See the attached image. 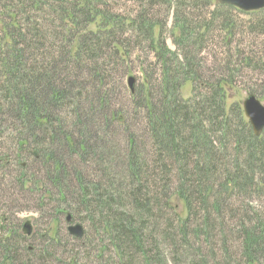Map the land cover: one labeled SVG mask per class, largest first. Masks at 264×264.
Returning a JSON list of instances; mask_svg holds the SVG:
<instances>
[{"label": "trees", "instance_id": "trees-1", "mask_svg": "<svg viewBox=\"0 0 264 264\" xmlns=\"http://www.w3.org/2000/svg\"><path fill=\"white\" fill-rule=\"evenodd\" d=\"M114 1L0 4V130L5 118L17 123L21 167L29 158L44 167L66 219L85 218L108 242L107 264H264V202L254 205L264 200V132L254 134L235 100L236 81L254 69L241 42L233 48L242 32L233 13H245L215 0ZM218 29L226 51L214 54ZM134 58L143 83L128 98L144 112L141 131L100 87L127 76ZM0 228V264H31L21 255L35 248L22 244L35 230ZM51 230L41 239L55 249ZM46 255L39 249L40 264Z\"/></svg>", "mask_w": 264, "mask_h": 264}, {"label": "rangeland", "instance_id": "rangeland-1", "mask_svg": "<svg viewBox=\"0 0 264 264\" xmlns=\"http://www.w3.org/2000/svg\"><path fill=\"white\" fill-rule=\"evenodd\" d=\"M3 0H0V4ZM113 3L123 4L120 0H115ZM129 13L133 10L131 6H127ZM203 17L209 16V11L205 10L200 13ZM233 21L236 24L242 26V32L237 33V36H234L233 48L236 49L237 45H243L247 56L254 61L253 70H246L243 74L242 79L236 81V90L235 91V100L243 105L248 98L251 96L256 97L262 105L264 106V29L261 31V28H258L255 23L262 20L264 23V14L263 15H246L239 14L237 12L233 13ZM1 35V34H0ZM167 44L171 49H175L173 42L170 39L168 34ZM215 41H209L207 43V51H210L214 54L221 51H226L224 46L225 33L220 29L216 32ZM227 46V45H226ZM241 47V46H240ZM238 49V48H237ZM231 54H234L233 51ZM143 55V54H142ZM204 56V55H203ZM145 57V55H143ZM211 63V62H210ZM150 64H147V68ZM212 66L213 63L209 64ZM155 73L153 74V81L155 83L156 76L158 77L161 74L159 65H154ZM151 73V72H150ZM117 74V73H116ZM218 74L214 76L217 77ZM134 77L136 79V88L137 90L141 89L143 83V73L140 69L139 63L136 58L132 62V70L127 76L119 77V81L115 77L111 80L108 86L104 87V96H107L109 92V97L107 96V106L114 108L117 111L129 110V116L131 124L127 121V118H124L127 121V127H135L138 131H141L145 128V118L144 112L142 110L136 111L133 108L130 97V89L128 86V79ZM121 79L124 80V85L121 83ZM156 84V83H155ZM126 88V89H125ZM158 87H153L157 89ZM191 95V84H187L183 88V96L189 97ZM234 101V102H236ZM67 110V109H65ZM12 120V119H11ZM4 127L0 130V155L7 156L8 160L11 161L9 167L3 171L0 170V179L4 182V187L0 189V227L4 226H15L20 229L26 221H30L32 227L36 232V236L33 238H26L23 240V250L26 247H34L35 253L32 256L21 255L23 261H29L31 264H40L36 259L39 249L45 250L47 257L51 255V258H48L49 262L47 264H60L58 261L62 260L66 264H107L111 263L113 258V251L103 250L104 245H108L106 239L100 238L96 231L91 228V225L85 218L76 219V223L81 224L85 231L88 232L81 241H77L71 237L68 233V223L66 222V215L68 213L66 205L61 203V195L59 189L52 185L45 173L44 167L38 163H33L32 159L29 158V165L22 166L21 163H26L28 160H19L17 156V148L19 147V137L17 135V127L15 126V121H10L9 118H5ZM17 124V123H16ZM147 138V136H146ZM148 139V138H147ZM147 141L144 139L143 145ZM149 147V144L148 146ZM24 176L25 180L28 181L26 187L20 186V179ZM93 179V177H92ZM74 187V184H73ZM76 189L74 188L73 191ZM76 193V191L74 192ZM257 204L263 203L264 200H259L256 198ZM4 219V223L1 220ZM52 229L53 236L58 239V245H55L56 248L52 249L47 243L43 242L41 236L47 234L48 230ZM1 229V228H0ZM2 234V232H0ZM217 247L221 246V243L216 242ZM208 245L206 246V248ZM206 252V250H205ZM103 253V254H102ZM23 254V253H22ZM102 254V256H100Z\"/></svg>", "mask_w": 264, "mask_h": 264}, {"label": "water", "instance_id": "water-1", "mask_svg": "<svg viewBox=\"0 0 264 264\" xmlns=\"http://www.w3.org/2000/svg\"><path fill=\"white\" fill-rule=\"evenodd\" d=\"M221 5H229L245 12L258 11L264 9V0H218ZM130 89L135 91V79L130 77L128 80ZM244 111L256 136H260L264 130V106L254 96H251L244 102ZM67 222L70 223L68 232L70 235L81 239L85 235L84 227L81 224H72L71 214L67 216ZM23 233L27 237L33 235V227L30 221L23 226ZM1 236V235H0Z\"/></svg>", "mask_w": 264, "mask_h": 264}]
</instances>
